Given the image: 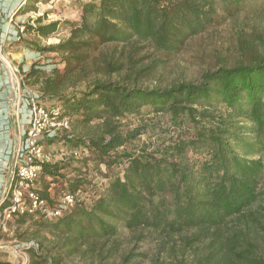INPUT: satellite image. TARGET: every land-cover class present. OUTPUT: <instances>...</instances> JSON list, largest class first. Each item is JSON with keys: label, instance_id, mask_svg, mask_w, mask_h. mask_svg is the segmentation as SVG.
I'll list each match as a JSON object with an SVG mask.
<instances>
[{"label": "trees", "instance_id": "obj_1", "mask_svg": "<svg viewBox=\"0 0 264 264\" xmlns=\"http://www.w3.org/2000/svg\"><path fill=\"white\" fill-rule=\"evenodd\" d=\"M52 2L25 0L18 13L37 12L38 4ZM247 10L264 21V0H83L79 22L44 24V15L32 21L35 25H24L19 45L61 58L48 74L38 63L27 72L21 68L26 85L41 93L40 104L59 108L72 121V134L50 144L56 143L59 151L84 150L86 174L95 171L105 179L94 189L81 167L73 179L65 180V164L42 165L38 193L50 205L58 179L65 181L54 187L55 193L89 192L91 200L78 198L71 210L53 220L13 218L21 226L30 224L36 235L50 237L42 238L50 246L39 243L28 249L29 264H65L75 256L93 261L122 228L144 230L149 236L191 231L186 239L190 246L209 236L220 241L230 219L260 202L264 35H241L236 58L222 60L197 81L139 85L143 76L183 52L188 41L212 29L220 18ZM65 24L70 35L57 44L41 47L26 39L49 38ZM111 45L121 48L116 58L98 54ZM149 50L159 57L139 68L133 57ZM113 74L120 79L111 80ZM83 84L85 89H80ZM147 117L151 121L126 129L124 121ZM236 238L224 257L231 264ZM114 249L104 258L112 257ZM134 256L128 253L122 264H131ZM244 256L240 258L248 261Z\"/></svg>", "mask_w": 264, "mask_h": 264}, {"label": "rangeland", "instance_id": "obj_2", "mask_svg": "<svg viewBox=\"0 0 264 264\" xmlns=\"http://www.w3.org/2000/svg\"><path fill=\"white\" fill-rule=\"evenodd\" d=\"M82 3L83 0H53L50 5L38 4L37 12H30L26 15L19 14L18 6L15 7V5L12 9H1L0 39L4 42L3 54L5 56H7L6 54H11L9 56L10 59H8L9 62H13L11 57L17 59L23 53L37 54V63L44 67L47 74L50 73L53 68L59 66L61 62L60 56L51 53L41 54L27 49L24 44H11V39L16 37L17 33L14 30L11 34L8 33V30L12 28L11 26L16 28L23 27L24 29V25L29 21L31 25H35L32 21L44 15H46L44 24L56 21L62 23L79 22ZM258 33L264 35V21L255 19L254 14L250 10L242 11L234 16H224L218 20V23L212 29L188 41L187 47L183 52L168 59L155 72L143 76L139 81V85L146 88L168 87L174 83L197 81L203 72L215 69L218 65H221L222 60L231 62L236 58L235 48L241 35L246 37V35H257ZM69 35L70 26L62 25L60 31L49 38H37L34 35H27L26 39L28 41H36L41 47H47L67 39ZM120 50V47L111 45L101 48V52L98 54L105 55L106 58L110 59L115 57V55L117 57ZM157 56L156 52L149 50L136 54L133 58L139 64V68H144ZM22 69L20 67V71L24 75ZM25 69L26 67L23 69L24 72H26ZM120 77L121 75L119 74L110 76L111 80L114 81L119 80ZM85 87L86 84H83L79 88L85 89ZM151 119V117L143 120L130 118L128 122L124 121V123H127L126 129H133L146 124ZM70 122L69 131H61V137L72 134V121L70 120ZM144 139L142 138L141 142ZM147 141L151 143L155 139H147ZM136 143L139 144V142ZM43 145L46 154L58 155L61 152L58 150L56 143L50 144V141H45ZM83 158L60 162L67 166L63 172L65 173V180L73 179L77 175L74 170L81 167L83 169L82 177H86L85 179L93 185L94 189L100 187V185L105 183L104 177L95 171L86 174V169L82 165ZM65 180L58 179L59 184L57 183L52 187L51 198L53 203L60 201L63 195V193H55L54 187L56 189L61 186ZM41 182L40 178L38 187H40ZM259 191L262 194L260 202L245 211L242 216L230 219L226 226L221 229L220 241L209 236V238L203 239L197 245L190 246L186 243V239L193 235L191 231L172 236H149L144 230L132 231L122 228L119 235L106 244L102 256L96 257L93 261H87L75 256L68 259L65 264H122V258L131 252L135 255L131 264H231L228 261H224V257L227 256L228 250L231 249L232 240L235 236L237 237V245L234 249V254L229 255L232 264H256L255 261L257 263L264 261V180ZM79 198L82 201L86 200L89 202L91 195L86 192L80 194ZM43 236L47 237L48 235L41 233L38 236L35 234V229L30 228V224L21 226L16 223V220H12L8 224L7 231L0 233V260L10 264H29L30 255L28 249L30 247H35L39 243L50 246L42 239ZM48 239H50L49 236ZM114 247L112 257L104 258L108 250ZM242 255H245L244 257L249 260L246 261L242 257L240 258Z\"/></svg>", "mask_w": 264, "mask_h": 264}, {"label": "built area", "instance_id": "obj_3", "mask_svg": "<svg viewBox=\"0 0 264 264\" xmlns=\"http://www.w3.org/2000/svg\"><path fill=\"white\" fill-rule=\"evenodd\" d=\"M24 4V3H23ZM1 11V8H0ZM23 27L16 29L17 36ZM4 42L0 39V59L10 73L8 81L0 87V96L7 87L15 86V97L4 101L6 107L0 109V135L11 129L13 108L25 106L28 114L26 125L21 130L20 142L10 153L14 157L11 164L0 165V233L7 231L9 222L20 215L42 216L46 220L61 217L77 203L80 192H64L57 203L50 205L38 193L42 165L45 163L66 162L82 159L86 153L82 149L61 151L58 155L46 154L43 143L61 137V131H69L70 119L62 115L59 108L40 104L41 93L26 85L20 67L3 54ZM3 205H5L3 207Z\"/></svg>", "mask_w": 264, "mask_h": 264}, {"label": "crops", "instance_id": "obj_4", "mask_svg": "<svg viewBox=\"0 0 264 264\" xmlns=\"http://www.w3.org/2000/svg\"><path fill=\"white\" fill-rule=\"evenodd\" d=\"M25 2V0H0V8L2 10H6V9H12V7L14 8L18 6V10L19 8H21V6L23 5V3ZM12 28L8 30V33H11L15 30L16 31V27L15 26H11ZM11 31V32H10ZM19 37L20 34L16 37H13V39H11V44H16L19 45L18 41H19ZM7 56H5L7 59H10L9 56L6 54ZM38 57V55L36 54H32V53H23L21 56H18L17 59H15L14 57L12 58V63L13 64H20L18 65L19 67L23 68L26 67L25 71H29L30 67L34 64L37 63L36 58ZM16 60V61H14ZM15 62V63H14ZM23 62V63H22ZM22 63V64H21ZM22 65V66H21ZM6 65L5 63L2 62V60L0 59V87L1 85L5 84L6 81H8V76L10 75V73H8V71H6L5 69ZM14 91H16L15 86H13V89L7 87L5 89V91L3 92V94L0 96V109L6 107L4 105V101L7 99H11L14 98L16 95L14 93ZM16 108L18 107H14L13 108V115L10 118L11 119V129L7 134H3L0 135V165L5 164L7 162V164H11L14 160V157L11 153L12 148L14 152V148L17 146V144L20 142V135H21V130L23 129V127L26 125V119H27V114L28 111L26 109L25 106H21L19 109H17V114L16 115Z\"/></svg>", "mask_w": 264, "mask_h": 264}, {"label": "bare ground", "instance_id": "obj_5", "mask_svg": "<svg viewBox=\"0 0 264 264\" xmlns=\"http://www.w3.org/2000/svg\"><path fill=\"white\" fill-rule=\"evenodd\" d=\"M14 254H15V252H14ZM20 256H21V255H20ZM16 258H17V257H16ZM16 258H15V259H16ZM22 258H23V257H22ZM23 259H24V258H23Z\"/></svg>", "mask_w": 264, "mask_h": 264}]
</instances>
